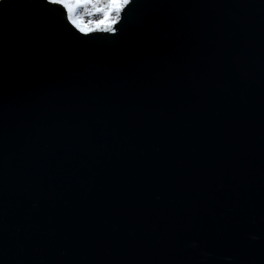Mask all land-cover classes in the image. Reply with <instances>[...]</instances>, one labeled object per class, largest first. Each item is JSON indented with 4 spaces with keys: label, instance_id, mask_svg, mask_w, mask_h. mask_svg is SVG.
Returning a JSON list of instances; mask_svg holds the SVG:
<instances>
[{
    "label": "water",
    "instance_id": "95a60500",
    "mask_svg": "<svg viewBox=\"0 0 264 264\" xmlns=\"http://www.w3.org/2000/svg\"><path fill=\"white\" fill-rule=\"evenodd\" d=\"M149 2L0 4V264H264V0Z\"/></svg>",
    "mask_w": 264,
    "mask_h": 264
},
{
    "label": "snow or ice",
    "instance_id": "6c2138e0",
    "mask_svg": "<svg viewBox=\"0 0 264 264\" xmlns=\"http://www.w3.org/2000/svg\"><path fill=\"white\" fill-rule=\"evenodd\" d=\"M2 3L3 0H0V4ZM38 3L40 6H48V10L62 9L63 19L67 28L71 30V38L75 40H79L80 37L91 40L114 38L123 30L122 22H127L130 17L141 31L151 28L147 19L148 13L142 16L137 14L140 5L151 7L149 0H38ZM84 15L99 18L85 23ZM81 42L88 43L90 40Z\"/></svg>",
    "mask_w": 264,
    "mask_h": 264
},
{
    "label": "rangeland",
    "instance_id": "374dc122",
    "mask_svg": "<svg viewBox=\"0 0 264 264\" xmlns=\"http://www.w3.org/2000/svg\"><path fill=\"white\" fill-rule=\"evenodd\" d=\"M99 17H96V16H93V17H89V16H87V15H84L83 16V20H84V22L85 23H87L89 20H96V19H98Z\"/></svg>",
    "mask_w": 264,
    "mask_h": 264
}]
</instances>
